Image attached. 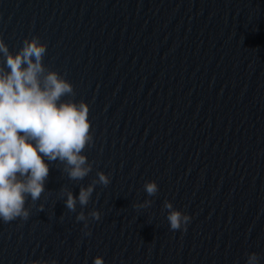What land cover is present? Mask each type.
Instances as JSON below:
<instances>
[{"label": "water", "instance_id": "obj_1", "mask_svg": "<svg viewBox=\"0 0 264 264\" xmlns=\"http://www.w3.org/2000/svg\"><path fill=\"white\" fill-rule=\"evenodd\" d=\"M33 39L88 106V171L46 161L0 264H264V0H0L8 52Z\"/></svg>", "mask_w": 264, "mask_h": 264}, {"label": "clouds", "instance_id": "obj_2", "mask_svg": "<svg viewBox=\"0 0 264 264\" xmlns=\"http://www.w3.org/2000/svg\"><path fill=\"white\" fill-rule=\"evenodd\" d=\"M45 51V45L33 39L13 56L0 41L7 69L0 68V220L4 222L27 218L25 196L35 200L44 190L49 173L46 161L66 162L72 178H82L88 171L83 167L86 158L80 155L90 140L88 106L61 100L72 92V86L55 72L42 75ZM100 180L108 182L103 174ZM145 189L152 194L156 185L148 183ZM91 191V187L80 190V204L87 203ZM76 199L68 193L66 206L74 209ZM93 216L99 219L98 213ZM77 219L84 217L79 215ZM168 220L170 228L176 230L185 227L190 217L171 211ZM93 264H104L103 258L94 257ZM247 264H259L256 253L249 254Z\"/></svg>", "mask_w": 264, "mask_h": 264}]
</instances>
